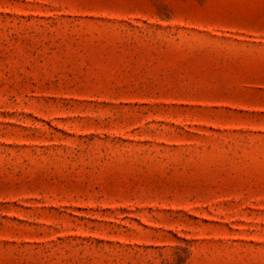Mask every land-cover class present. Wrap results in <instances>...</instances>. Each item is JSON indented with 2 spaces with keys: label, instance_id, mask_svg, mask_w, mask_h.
Segmentation results:
<instances>
[{
  "label": "rangeland",
  "instance_id": "374dc122",
  "mask_svg": "<svg viewBox=\"0 0 264 264\" xmlns=\"http://www.w3.org/2000/svg\"><path fill=\"white\" fill-rule=\"evenodd\" d=\"M0 264H264V0H0Z\"/></svg>",
  "mask_w": 264,
  "mask_h": 264
}]
</instances>
